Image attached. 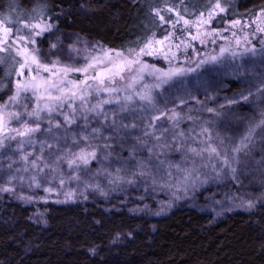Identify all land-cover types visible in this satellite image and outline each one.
Wrapping results in <instances>:
<instances>
[{
  "label": "rangeland",
  "instance_id": "rangeland-1",
  "mask_svg": "<svg viewBox=\"0 0 264 264\" xmlns=\"http://www.w3.org/2000/svg\"><path fill=\"white\" fill-rule=\"evenodd\" d=\"M172 13L173 10H166V15ZM221 13L215 8L202 17L187 19L175 12L174 19L169 22V35L151 40L142 48L143 52L131 51V56L130 51L111 49L101 41L65 30L48 20L23 23L19 33L0 20V53H8L6 46L10 47L11 54L19 60L15 83L17 80H27L30 75L38 79L51 77L53 82L67 90L62 97L63 107L58 106L61 102L50 99L41 89L35 95L31 90L22 93L18 104H9L4 109L5 113H21L19 119L6 118L4 134L10 136H17L12 129L22 131L25 121L35 126V118L28 117L26 111H31L37 104L42 108L48 104L54 111L40 113L41 131L31 135L34 143H25L20 150L18 141L29 138L17 136L16 140H5V146L0 148V188L14 189L0 191V224L13 220L9 211L12 204L30 208L29 220L37 227L40 236L51 228L49 215L52 205L81 206L86 215L100 210L109 216L125 213L131 217L147 218L152 222L154 234L156 221L180 208L193 209L214 221L237 212L250 217L264 214V126L255 127L242 151H233L248 134L249 128L264 119V93L257 92L264 82V11L253 18L236 20L240 22L238 24L231 22L223 28H214L213 21ZM209 14V23L200 22L201 19L208 20ZM162 17L166 22L165 16ZM185 20L189 23L185 24ZM49 23L52 28L36 36L39 28L35 26L44 27ZM21 37L28 42L22 43ZM30 37L35 39V43H31ZM53 44L55 48L51 47ZM25 48L29 53L36 49L32 54L42 64L52 67L54 61H59L52 69L56 75L52 76L43 69L37 72L35 65L30 66L31 72L24 70L22 75H18L25 57L16 54ZM252 48L255 49L254 53L246 51ZM221 49L224 51L221 52ZM107 50L123 53V57L104 56ZM93 57H99L102 62L96 63ZM212 57L217 59L213 61ZM126 59H136L138 62L128 68L123 64ZM89 63H93L94 67L86 74L70 71L64 75L59 71L65 66L82 68ZM115 66L123 70L110 81L107 70L118 71ZM176 69L184 71L160 88L155 87L162 73ZM96 73L105 77L103 85L91 79ZM86 76L92 85L91 94L86 96V107L90 108L100 100L120 98L119 104L103 105L107 120L94 113H83L88 116L87 121L82 118L79 96L83 94L82 90H88L80 82ZM97 86L115 88L117 91L96 93ZM50 92L52 97L61 96L56 90ZM72 92H76L75 98ZM136 93H150L154 106L140 100ZM125 96H132L133 99L128 102L129 110L120 112ZM242 96H248V99L244 100ZM9 97L0 105L6 104ZM70 99L76 114L73 117L75 122L67 124L64 114L71 115V108L68 107ZM181 100L186 103L181 104ZM208 108L215 109V112H208ZM173 110L179 114L178 120L168 118ZM113 113H117L116 127L111 126ZM153 117L160 119L154 120ZM49 120L59 140H53V133L47 132ZM57 121L61 124L59 129L54 127ZM121 123L135 124L136 127L119 128ZM203 128H207L208 133L201 134ZM92 129H99V132L94 134ZM181 132L183 136L179 135ZM84 136H89V139L84 140ZM41 142H44L43 152ZM47 144L53 147L49 149ZM105 144L111 147L104 149ZM210 147L217 148L219 155L202 151V155L196 156L188 151L190 148L201 151ZM93 148L97 151V158L86 167L81 164L80 171L70 169L66 160L59 162L56 172L44 168L41 162L39 167L44 171L37 175L39 187L29 180V177L37 174V170L30 168L27 172H17V169L25 167L21 159L25 153L32 154L29 161L43 155L51 164L57 155L79 152L81 149L90 152ZM225 156L227 164L224 163ZM141 162L143 169L139 167ZM117 169L120 171L117 172ZM184 169H195L192 176L198 179L194 184L191 181L186 185L180 183L184 176L181 170ZM141 170L146 175L140 176L138 173ZM12 176H23L24 180L9 182ZM74 176L80 178L73 179ZM153 177L156 178L155 182ZM61 179L64 180L63 184L60 183ZM129 180L132 182L129 183ZM49 188L52 191H46ZM254 221L264 234V223L260 218ZM136 231L137 227L117 232L110 240L109 248L132 241ZM32 245L28 243L26 250L29 251ZM85 250L94 256L103 255L102 247L97 243L87 246Z\"/></svg>",
  "mask_w": 264,
  "mask_h": 264
},
{
  "label": "trees",
  "instance_id": "trees-1",
  "mask_svg": "<svg viewBox=\"0 0 264 264\" xmlns=\"http://www.w3.org/2000/svg\"><path fill=\"white\" fill-rule=\"evenodd\" d=\"M217 4L225 11L213 21L214 28L264 11V0H0V20L18 33L23 23L48 20L128 52L169 35L175 12L193 19ZM168 9L173 13L166 15ZM18 67L16 56L0 53V102L15 90ZM51 207V228L40 236L29 220L30 208L10 205L13 220L0 224V264H264V234L254 221L264 223V214L237 212L214 221L180 208L157 220L154 234L147 218L109 216L100 210L86 215L81 206ZM135 227L132 241L109 248L117 232ZM93 243L102 247V256L85 250Z\"/></svg>",
  "mask_w": 264,
  "mask_h": 264
},
{
  "label": "snow or ice",
  "instance_id": "snow-or-ice-1",
  "mask_svg": "<svg viewBox=\"0 0 264 264\" xmlns=\"http://www.w3.org/2000/svg\"><path fill=\"white\" fill-rule=\"evenodd\" d=\"M216 7L219 9L220 12L225 11V9L223 7H220L219 4H217ZM169 11H170V9H169ZM157 14H159L158 11H157ZM202 16H203V14H201V17ZM160 19L163 21L164 18L161 16ZM210 20H211V14H209L208 20L201 19L200 22L207 24L210 22ZM184 23L187 24V23H189V21L185 20ZM238 23H240V22L239 21H233V24H238ZM35 27L39 28V31L36 32V36H39L43 32L49 31L52 28V25L49 23V24L45 25L44 27H40V25H36ZM262 31H264V30H262ZM19 39L22 43L26 44L28 42V40H26L23 37H21ZM29 39H30L31 43H35L34 38L30 37ZM262 43H264V42H262ZM51 47L55 48L56 45L53 44ZM6 50H7L8 54L11 55V48L6 46ZM36 51H37L36 49H32L31 53H29L27 48H25V50L23 52H19V51L17 52V54H16L17 56H24L25 57V62L20 64V72L18 73V75H22L24 70H28L29 72H31L30 66L35 65L37 72H39L40 69H43L45 72H50L52 76H55L56 72H53L52 69L56 66V64L59 63V61H54L52 64V67H50L48 64H42V63H40L38 57L36 55L32 54V53H35ZM143 51H144V49H141V52H143ZM223 51H224V49H221V52H223ZM246 51H252L254 53L255 49L254 48L246 49ZM129 55L131 56V51H130ZM104 56H115L117 59H120L123 57V53L115 52L113 50H107V51H104ZM92 59L96 63L102 62L99 57H93ZM211 59L213 61H215L217 58L212 57ZM137 62L138 61L136 59H126V60H124L123 64H124V67L130 68L132 64L137 63ZM93 67H94L93 63H89L82 68H71V67L65 66L62 69H59V71L62 72L64 75H67V73L70 71L82 72V73L86 74L88 72V70L90 68H93ZM115 67H117V69H118V71H116V72H112L111 69L107 70L109 73V76L107 78L110 81H111L112 77H114L115 75H119L120 70H123L120 66H115ZM183 71H184L183 69H176L175 71H169V72L162 73L161 74L162 78L160 79V82L155 85V87L160 88L162 86V84L168 83L171 80V78L175 75H181L183 73ZM188 71H193V69H188ZM91 79L94 81H98L99 85H103L105 77L101 73H96V75H94ZM60 83H64V81H60ZM69 83H73V82H69ZM80 83H82L84 85V89L88 90L86 92L84 90H82L83 94L79 96V99L82 101V103L80 105V108L82 109V118L87 121L88 116L83 115V113H94L96 116H104L105 120H107L108 116H107V113L104 112V110H103V105L112 104V103H118L119 104V103H121L120 98L116 97L115 99L100 100L95 105H92L90 108L86 107L85 106L86 102H87L86 96L91 94L92 85H90L88 83L87 76H86L85 80L81 81ZM15 89H16L15 94L13 96L9 97V100L7 101V103L4 105H0V148H3L5 146V140H16L17 136L18 137H28L29 139L27 141H25V140L18 141V148L20 150H22L25 143H29V144L34 143L31 140V135L33 133L41 131V125L39 122L40 121V113L45 111V110H47L48 113H51L54 111V109L51 106H49L48 104H45L43 106V108L40 107L39 104H37V106L35 108H33L31 111H26V115L28 117H30V118L34 117L35 118V122H34L35 126H30L28 124V122L25 121L24 124L22 125V128H23L22 131L20 129H12V131L17 133V136H10V135L4 134L5 129H6V118H8V119H11V118L19 119L21 116V113H17V112L5 113L4 109L7 108L9 104H18L22 93H27L28 91L31 90L33 95H35L36 93L40 92L41 89H43L44 92L48 94L50 99H54L56 101L61 102L58 106L63 107L64 105L62 103V97H63V94L67 90L63 87H60L58 83L53 82L51 77H49V79H43V78L38 79L37 76H31V75L29 76V78L27 80H25L23 82L17 80V82L15 84ZM50 90H56V91L60 92L61 96L52 97ZM95 91H96V93H99L101 91L106 92V93H111V92H116L117 89L109 88V87L101 88V87L97 86L95 88ZM257 92L258 93H264V82H262L261 86L257 89ZM71 95L73 98H75L77 94H76V92H72ZM136 95L139 96L140 100L146 101L148 105L154 106L153 105V97L151 96L150 93H144V94L136 93ZM250 95H251V93H250ZM39 98L40 97H37V99H39ZM132 99H133L132 96H125L123 98L124 103L121 104L120 112H126L129 110L128 102H131ZM242 99L247 100L248 96H242ZM72 103H73V101L70 99L68 107L71 108V115L64 114V120L67 124H71V123L75 122L73 117H75L76 109L72 108ZM180 103L183 104L186 102L184 100H181ZM230 103H232V102H230ZM25 108H26V106H25ZM207 111L211 113V112H215V109L208 108ZM116 115H117V113H113V119H112V125H111L112 127L117 126V120L115 118ZM161 115H164V113H161ZM168 118L171 120H178L179 114L173 110L172 115L169 116ZM152 119L158 120V119H160V117H153ZM49 125H50V127L47 129V132L53 133V125H52L51 120H49ZM260 126H264V119H262L258 125L249 128L248 134L242 138L240 144L237 147H235L233 149V151L234 152L242 151L243 148L246 147V141H250L252 133L255 131V127H260ZM54 127L59 129L61 127V124L57 121L55 123ZM128 127L135 128L136 125L135 124L125 125L122 123L119 125V128H128ZM98 132H99V129H92V133L95 134ZM204 133H208L207 128H203L201 130V134H204ZM147 134L148 133H146V135ZM179 135L183 136L184 134L181 132ZM52 139L53 140H59L60 137L56 136L53 133ZM83 139L88 140L89 136H84ZM105 139H111V137H106ZM157 139H159V138H157ZM209 139H210V135H209ZM75 142L76 141H74V143ZM41 144H42L41 152H43L44 142H41ZM47 147L49 149H51L53 147V145L47 144ZM89 147H92V145H89ZM110 147H111V145H109V144L103 145L104 149H108ZM188 151L195 154L196 156L202 155V151H209L211 153L219 155V152H218L217 148H215V147H210L208 149H204L201 151H198L196 148H190V149H188ZM30 155H32V154L31 153H25L24 155H22L21 159L25 162V167L22 169H17V172H21V171L27 172V171H29L30 168L37 170V174L29 177V180L32 183H34L36 185V187H39L40 184L37 181V175H39L41 172H43L44 168H48L49 171H51V172H56V171H58V168H59V162L66 160L70 169H74L75 171H80L81 164L86 167L90 163L91 160H94L97 158V151L95 148H93V150L90 152L85 151L84 149H81L79 152H67L64 155H57L55 157V160L51 164H49L44 159L43 155L37 156L35 159H32L31 161H29ZM105 159H107V156L105 157ZM41 162L44 164V168L39 167V164ZM224 163L225 164L228 163V159L226 156L224 157ZM9 167H11V165ZM139 167L141 169L144 168V165L142 162L139 165ZM177 168L179 170L178 166H177ZM119 171L120 170L117 169V172H119ZM181 171L184 172L183 179H182V181H180V183H182V184L186 185L190 181L194 184L195 180L198 179V177L193 178V176H192V172L195 171V169H192V170L184 169ZM234 171H235V169H233V172ZM136 174L137 173H133V175H136ZM138 174L140 176H144V175H146V172L141 170ZM168 176L169 177L171 176L170 172L168 173ZM72 178L78 180L80 177L74 176ZM117 179H119V177H117ZM12 180L23 181L24 177L23 176H12L10 178L9 182H11ZM153 180L155 182L156 178L153 177ZM128 182L131 183L132 181L129 180ZM60 183L63 184L64 180L61 179ZM13 190L14 189L9 188V187L0 188V191H13ZM46 191L50 192V191H52V189L49 188V189H46ZM22 198L23 199H29V200L31 199V197H22Z\"/></svg>",
  "mask_w": 264,
  "mask_h": 264
}]
</instances>
